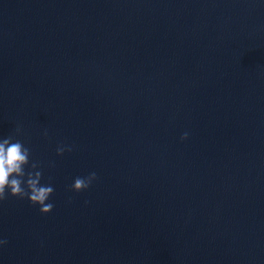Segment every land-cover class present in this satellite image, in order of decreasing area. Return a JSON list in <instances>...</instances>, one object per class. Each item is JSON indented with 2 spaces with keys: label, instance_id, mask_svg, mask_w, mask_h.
Returning <instances> with one entry per match:
<instances>
[{
  "label": "clouds",
  "instance_id": "9594fccd",
  "mask_svg": "<svg viewBox=\"0 0 264 264\" xmlns=\"http://www.w3.org/2000/svg\"><path fill=\"white\" fill-rule=\"evenodd\" d=\"M15 131L19 135L20 127L17 126ZM44 135L47 136V131ZM187 137L188 133L185 132L181 139ZM66 151H72V147L60 144L56 148L58 156H62ZM26 168L30 170L26 172ZM42 177L43 172L38 162L31 160L30 148L13 136L0 139V202L9 197L26 198L32 205H38L42 214L50 213L54 205L48 201L54 188L50 184H41ZM96 179L95 172L86 177H76L71 190L74 192L87 190ZM6 243V240H0V245Z\"/></svg>",
  "mask_w": 264,
  "mask_h": 264
}]
</instances>
